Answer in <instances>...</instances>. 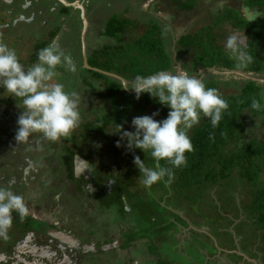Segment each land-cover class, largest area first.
<instances>
[{
    "label": "flooded vegetation",
    "instance_id": "1",
    "mask_svg": "<svg viewBox=\"0 0 264 264\" xmlns=\"http://www.w3.org/2000/svg\"><path fill=\"white\" fill-rule=\"evenodd\" d=\"M98 1L2 0L0 1V42L8 46L10 44L9 47L13 49L18 42L24 41L25 44L20 49L27 53L25 59L27 69L37 63L33 57L44 48L46 41L48 45L53 41L58 42L64 33L62 30L64 23L69 18H75L79 26L71 32L75 37L74 48L77 44L80 45L81 64L79 68L81 70L82 68L96 69L87 63V57L95 49L101 48L105 42L113 41L102 35L105 24L113 14H117L118 19H123L126 13L125 0H107V6L104 7L112 6L117 10H112L109 16L103 17L102 29L95 31L97 36L102 37L103 42L97 46H90L89 42H86V35L89 31L87 28L89 21L86 16L92 10L99 9ZM201 1L204 2L200 5L202 11L208 8L216 11V7L218 9L229 7L237 10L244 19L247 18V22H257L263 18L261 9L246 4L245 0ZM113 3L116 4L113 5ZM120 4L123 6L122 12H120ZM208 4L210 7L205 8ZM171 5V0H161L149 10L150 18L147 21L154 18L163 22L166 29L169 30L171 27L170 33L178 39L181 35L193 30L201 17L197 11L179 12L173 10ZM54 11H56V20H51ZM83 19L86 21L84 32H82ZM21 22L27 23L28 26L25 24L20 26ZM243 33L247 34L248 31H239L240 35L235 37L240 42L239 44L243 43L241 39L246 40ZM6 35L9 40L5 39ZM90 37L92 38L91 35L88 38ZM82 42H84V52ZM168 47L169 51L172 49L175 52L174 45L172 48L171 45ZM74 48L69 50L72 59L75 53ZM83 53H85V63L88 67L85 66ZM239 63L236 62L237 65ZM206 68L196 65L190 74L188 68L181 65L176 66V70H184L189 75L198 76L203 80L206 78L204 74L208 72ZM211 70L209 68V71ZM66 71L68 70L65 66L58 65L57 74L53 79L60 80V75H65V81L70 80V74H66ZM238 72L246 76H241L237 74ZM103 73L118 78L120 81L121 78L124 79L112 72L103 71ZM222 73L226 76L233 74L232 71H222ZM255 74L253 71H246L242 68L235 70L231 76L239 75L242 80H253ZM87 76L93 80L90 75ZM88 89L91 90L89 98L92 99L93 90ZM126 91L135 93L131 89ZM21 103L19 98L10 96L3 88H0V148L2 149L0 150V186L10 187L14 193L21 195L29 209V214L23 220L19 218L18 213L13 212V223L8 230L7 239L0 237V264H93L96 256L106 252L114 264H129L125 257L134 254L127 251L139 240H142L140 247L144 250L140 253L136 251L137 254H149L150 258L158 256L163 251L171 254V243L175 242L171 240V243H166L165 238L167 234H171V238L175 239L176 231L171 233V228L167 231L161 230L171 220V205L166 204L171 198V188L165 195V201L161 200L162 204H166V209L156 211L152 220L146 221L142 217L144 209L139 204L144 206L145 199L153 201V197L160 196L154 192L164 195L163 188L157 183L151 188H144L137 174L139 169L131 166L130 173L126 171L125 164H123L125 157L119 154L116 156L108 141L94 142L84 139L81 135L84 127L79 124L87 119L82 114H80L82 121L67 137L51 142L42 139L40 134H36L30 138L28 143L18 144L15 140L18 129L15 120L23 111L18 106ZM102 104L104 105V101L95 106L96 109L99 110ZM90 114L92 113H88ZM6 125L8 129L5 131ZM123 150L125 153L124 148ZM117 153L121 154L122 151H117ZM110 160L115 163L111 164L113 167L108 164ZM129 175H131L129 179L124 178ZM163 216L167 219L165 224L160 222ZM157 221L164 226L157 229L159 224ZM147 229L150 230L146 233L148 236L141 237ZM188 230L191 233H203L202 229H197L192 225L188 226ZM151 241L152 243L157 241V245L152 244ZM152 245L156 249V254L151 252ZM200 246L204 245L191 242L186 244V255L183 258H188V264L197 263L193 258L197 260L201 256L197 254ZM137 250L139 251V248ZM241 254L246 256L243 252ZM217 257L216 261H211L213 264H229V259L222 253ZM136 264L142 263L136 261Z\"/></svg>",
    "mask_w": 264,
    "mask_h": 264
},
{
    "label": "trees",
    "instance_id": "2",
    "mask_svg": "<svg viewBox=\"0 0 264 264\" xmlns=\"http://www.w3.org/2000/svg\"><path fill=\"white\" fill-rule=\"evenodd\" d=\"M245 1L250 6L264 10V0ZM203 3L201 0H171V7L179 12L191 10L200 12V5ZM236 13V17L243 19V24L241 25L237 20L228 28L226 21H233L232 18L207 16L206 12L201 20L196 22L193 30L176 39L175 45L172 40L171 48L174 45L175 52L172 49L171 52H168L169 47L166 44L168 29L159 20L149 19L140 34L130 40H124L123 35L126 29L134 24V20L118 19V15L113 14L102 32L103 36L111 38L113 41L105 42L101 48L95 49L87 57V63L96 69L82 68L77 74L85 86L91 88L99 99H103L104 105H101L98 113L95 111L92 113L93 119H87L79 125L84 127L81 133L84 139L94 142L108 141L116 156L119 154V156L125 157L123 164L129 173L131 166L138 169L133 163L136 155L144 160L146 166L153 167L154 162L150 155L138 148L129 150L125 147L127 140H121V133L116 132L117 125L123 126L121 132L124 130L134 131L135 129L131 125L134 117L151 115L159 110V115L155 119L161 120L167 117L169 109L162 106L148 93L141 94L137 99L135 93L121 88L123 85L118 78L109 76L103 71L112 72L127 81H132L136 75L149 76L161 70L169 71L170 68L171 71L176 70L177 65L188 68L190 74L196 65L207 67L208 72L204 74L206 86L216 88L229 106L222 113L218 127L212 128L208 118L202 117L200 124L191 129L189 135L194 151L185 153L186 166L172 168L165 161H161L162 166L172 168L171 183L166 182L168 177L157 182L163 188L164 195L153 197V201L145 199L144 206L139 204L144 209L142 217L146 221H151L156 211L166 209V204L187 207L195 202L196 198L206 196L210 186L222 187L237 178L245 185L244 211L250 213L247 217L255 232L258 231L253 239L258 241L260 249L258 253L250 254V256L258 257L260 264H264V83L252 79L242 80L239 75L231 76L235 70L243 68L256 73L255 77L264 78L260 76V73L264 74V67L262 68V62L257 60L252 66H244V63L237 65V61L232 59L230 52L226 49L229 37H238L239 31H248L247 34L243 33L247 42L249 38L253 39L260 34L263 36L259 40H263L264 21L260 18L257 22L250 23L240 16L241 14ZM209 18L210 22H205V19ZM257 23L259 26L255 25ZM258 43L264 46V42L259 41ZM47 45L46 41L44 47ZM222 49L228 53V56L223 53ZM37 55L38 53L33 57L36 61ZM209 68L212 70L209 71ZM222 71H232L233 74L226 76ZM87 75H90L93 80H90ZM253 99L260 101L261 110L257 111L251 108ZM210 134L214 135V139L209 138ZM117 141H120V147H117ZM120 150L122 153H117ZM137 174L142 178L140 172ZM130 176L124 178L129 179ZM169 188H171V203L162 204L161 200L165 201L164 198H166L165 195L170 190ZM172 215H176V212H173ZM191 217L193 219L190 224L201 228L203 220L193 215ZM172 222L169 220L165 226L166 231L174 227ZM183 222L187 227L189 226L187 221L183 220ZM153 225L155 224L153 223ZM206 226L211 228V223ZM223 227L221 226L220 229ZM215 228L217 229V226ZM174 229L176 228H171V233L174 232ZM145 231L141 237L148 236L146 233L150 230ZM151 252L157 253L153 245ZM221 252L224 250H220L216 246L207 248L203 255L208 257L206 264H213L212 256L214 254L218 256ZM210 253L212 254L209 261ZM237 255L239 257L236 262L244 264L238 262L243 257ZM203 259L202 261H204ZM248 264H252V262Z\"/></svg>",
    "mask_w": 264,
    "mask_h": 264
},
{
    "label": "clouds",
    "instance_id": "3",
    "mask_svg": "<svg viewBox=\"0 0 264 264\" xmlns=\"http://www.w3.org/2000/svg\"><path fill=\"white\" fill-rule=\"evenodd\" d=\"M226 49L241 64L251 62V57L235 37H229ZM58 65L65 66L68 71H76L71 55L56 41L40 49L37 63L27 69L20 63L15 49L0 42V88L22 101L18 105L23 111L18 116L15 135L18 144L28 143L36 134H40L42 139L56 142L61 137L69 136L78 126V94L66 91L62 83H48L56 76ZM255 78L253 80L264 81V78ZM122 84L121 88L133 90L137 99L141 94L148 93L169 109L164 119H155L159 115L157 110L151 115L134 117L131 121L134 131L121 132L123 126L117 125L116 132L121 133V140H127V149H141L152 158L153 167L146 166L139 155L134 156L133 160L142 177L140 183L145 188H151L165 177H168L166 182L170 184L172 168L186 166L185 153L194 151L189 135L191 129L200 124L202 117L208 118L212 128L218 127L222 113L229 106L228 102L216 88L207 87L202 78L189 75L184 70L136 75L132 81L124 80ZM251 108L259 111L262 105L259 100L253 99ZM209 138L214 139V135L210 134ZM120 146V141H117V147ZM161 161L172 168L162 166ZM13 212L23 220L29 214V209L21 195L14 193L10 187L0 186V237L4 239H7L12 226ZM239 255L245 258L243 254ZM248 262L260 264L253 259Z\"/></svg>",
    "mask_w": 264,
    "mask_h": 264
},
{
    "label": "rangeland",
    "instance_id": "4",
    "mask_svg": "<svg viewBox=\"0 0 264 264\" xmlns=\"http://www.w3.org/2000/svg\"><path fill=\"white\" fill-rule=\"evenodd\" d=\"M0 1L2 2V0ZM160 1L161 0H129V1L125 0V2L127 3V4L125 3V8H126L125 18L134 20V24L128 26L124 33L125 40H130L143 31L144 26L147 22V19L150 18V15H148L149 10L152 7H155V5H157ZM115 4L113 3V5ZM105 5L107 6V0H99L97 2V6L99 9L92 10L86 16V18H88V21H89V25L87 27L89 28V31L86 35V42H89L88 44H90V46H97L103 42V39H101L102 37L97 36L95 34V31H99L100 29H102V23L104 20L103 17L109 16V12H111L112 10L114 11L117 10L116 8H113L112 6L104 7ZM120 6H121L120 12H122L123 6L122 4H120ZM207 7H210L209 4L206 5L205 8ZM37 9H40V8H37ZM215 9L216 11L212 8H208L207 10L203 9V11L201 10L199 12L200 13L199 16L202 17L207 12L208 14L207 16L211 15L212 17L217 16V17H225V18L230 17L233 19V21L231 20L226 21L227 23L226 26H228V28L237 20L240 22L241 25L243 24V19L235 16V13L237 12V10L235 9L232 10L229 7H224L223 9H218V7H216ZM261 13L262 15H264V10H261ZM52 17L53 18L51 20H56V11H54ZM245 19L247 21V18ZM262 20L264 21V18H262ZM164 21L166 22V20ZM205 22L209 23L210 18L205 19ZM14 24L15 23L13 22V25ZM23 24L28 26V24L24 22H21L19 25L21 26ZM255 25L257 26L258 23ZM78 26L79 25L76 22L75 18H69V20H67L66 23H64V25L62 26V30L64 33L62 34L61 39L58 40V43L66 51L67 54H70L71 51L69 50L74 48L75 37H74L73 32L71 31L75 30V27H78ZM170 32H171V27L166 32V34L168 35V37L166 38L167 47L171 45L172 40L175 45L176 37L172 36V39H171ZM90 35L92 36V38L91 37L88 38ZM262 36L263 34H260L259 36L254 37L253 39L252 37L249 38L247 44L244 38L241 39L243 40V43L245 42L246 46H244L243 43L239 45L251 57V62L244 63V66H252L253 63L257 60L260 63L262 62L261 64L262 68L264 67V46L258 43L259 41L264 42V38L263 40H259ZM5 39L9 40V37L6 35ZM24 44L25 42L21 40L20 42H18V45L14 47L13 49H15L20 63L25 66V59H26L27 53H25V51L20 49ZM74 49H75V53L73 56V59H74L73 61L76 65V71L75 72L66 71V74H70V77H71L70 80L65 81L66 80L64 77L65 75L58 74L60 75L59 77L60 80L52 79V81L48 83L49 84L62 83L64 84L66 91H69V92L75 91L78 94V110L80 114L85 116L86 119H93L94 117L92 116V114L88 115V113H93L94 111L98 113L99 110H97L95 106L102 103L103 100L99 99L96 96L95 92L93 91L91 93L93 96L92 99L89 98V91L91 90L88 89L89 87L86 88L87 86L83 85V82H81V80H79L77 76L78 72L81 71V68H79L80 61H81L80 53H79L80 45L77 44V47ZM222 50L224 51L223 53H225L228 56V53L224 49ZM168 52H169V49H168ZM260 76L264 77V74L260 73ZM259 82L262 83L264 81H259ZM92 109H94V111H92ZM80 121L82 120L80 119ZM15 122L17 124V119L15 120ZM7 129L8 127L6 125V127H4V130L6 131ZM0 150L2 149L0 148ZM108 164L113 165L115 163L110 160L108 161ZM234 179L235 181H232L228 183V185H224L222 187L210 186V188L206 192V196L196 198L195 202H192L190 205H187V207L183 208L181 206H174L173 204L171 205V221H173L171 224L174 226L171 228H176L174 229L176 231L175 239L171 238V234H167L166 235L167 237L165 238L166 243H171V240L175 242V243L173 242L171 243V251H170L171 254H166L162 249L163 252H160V254L156 257L152 256L151 258L153 259L150 260L151 258L149 257V254H145V255H142L143 253H141V255L137 254V252L140 253L144 250V249H141L140 247V243L142 242V240H139L138 243L133 244L132 247L128 249L127 252L134 254V255L132 256L127 255L125 257L127 262L129 264H136V261H141L142 264H144L145 262L146 264H188V258L186 260L183 257L184 255H186L185 246L189 242L199 243V244L202 243L204 245L202 247L200 246L198 253L196 250V253L201 255L200 257H198L197 260L193 258L194 261L197 262L196 264H206V262L208 261V258H204L205 256L203 255L205 254L206 249L209 248L210 246L211 247L216 246L220 250L223 249L224 252H221V253L222 255H224L226 258L229 259V264H238L236 262L237 257H239L237 254H241L242 252L246 256L245 258L241 259L238 262L248 264L249 259H253L255 262H259L258 257L252 258L250 256V254L252 255L253 253H258L260 246L258 244V241L253 239V236H255L256 232L258 231L256 230L255 232V230L253 229L254 227L251 226V221L250 219H248L250 213L249 212L246 213L244 211V205L246 201L245 200L246 196L244 195L245 185L242 182H240L237 178H234ZM154 193H156L158 196L160 195V193H157V192H154ZM167 202L171 203V198ZM173 212H176V215H172ZM190 214L203 220L202 227L201 228L197 227V228L202 229L203 233L189 232L188 227L185 225L183 220L187 221L189 225H191L190 222H192L193 218L191 217ZM166 221L167 219L164 218V216L160 220V222L164 224ZM160 222L157 221V224L159 223L157 225V229H159L158 227L164 226V224ZM210 223H211V228L206 226L207 224H210ZM216 226H217V229L215 228ZM221 226H224V227L220 229ZM161 230L166 231L165 226L162 227ZM143 233H145V231ZM144 243L148 245V243L146 242ZM156 243L157 241L153 242L152 244L157 245ZM138 248H139V251L137 250ZM247 250H249L250 252ZM211 254L212 253L209 254V258L211 257ZM212 258L214 261L218 259L217 256H214ZM202 259L204 261H202ZM113 262L114 261L110 258L107 252L103 255H98L93 259V264H114Z\"/></svg>",
    "mask_w": 264,
    "mask_h": 264
},
{
    "label": "water",
    "instance_id": "5",
    "mask_svg": "<svg viewBox=\"0 0 264 264\" xmlns=\"http://www.w3.org/2000/svg\"><path fill=\"white\" fill-rule=\"evenodd\" d=\"M83 21H84V28H83L82 32L85 31V25H86V21L84 19H83ZM82 41H83V33H82ZM82 46H83V52H84V42H82ZM83 54H84V63H85L86 62L85 53H83ZM85 66L88 67V65L86 63H85ZM253 79H257V78H253ZM259 80L263 81V79H259ZM122 81H124V79L121 78V82Z\"/></svg>",
    "mask_w": 264,
    "mask_h": 264
},
{
    "label": "crops",
    "instance_id": "6",
    "mask_svg": "<svg viewBox=\"0 0 264 264\" xmlns=\"http://www.w3.org/2000/svg\"><path fill=\"white\" fill-rule=\"evenodd\" d=\"M237 35H240V34H237ZM244 39H245V38H244ZM245 42H246V40H245ZM246 44H247V43H246ZM246 44H245L244 46H246ZM244 46H243V47H244ZM241 48H242V47H241ZM237 74H239V75H241V76H243V75L246 76L245 74H242V73H239V72H238Z\"/></svg>",
    "mask_w": 264,
    "mask_h": 264
}]
</instances>
